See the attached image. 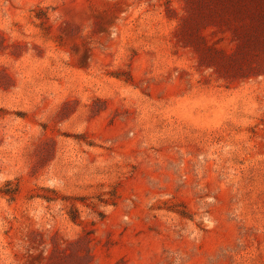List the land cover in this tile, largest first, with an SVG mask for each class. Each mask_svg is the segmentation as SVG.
Masks as SVG:
<instances>
[{
  "label": "rangeland",
  "instance_id": "rangeland-1",
  "mask_svg": "<svg viewBox=\"0 0 264 264\" xmlns=\"http://www.w3.org/2000/svg\"><path fill=\"white\" fill-rule=\"evenodd\" d=\"M0 264H264V0H0Z\"/></svg>",
  "mask_w": 264,
  "mask_h": 264
},
{
  "label": "trees",
  "instance_id": "trees-1",
  "mask_svg": "<svg viewBox=\"0 0 264 264\" xmlns=\"http://www.w3.org/2000/svg\"><path fill=\"white\" fill-rule=\"evenodd\" d=\"M15 191H16V189H11L10 191H8V192H3L4 193V195H8V196H14V194H15ZM42 199H44V200H46V201H55V200H53V199H51V198H45V197H43ZM180 216H184L185 214H183L182 212H177ZM71 219H73V218H71Z\"/></svg>",
  "mask_w": 264,
  "mask_h": 264
}]
</instances>
